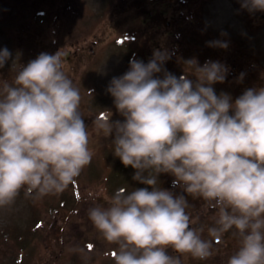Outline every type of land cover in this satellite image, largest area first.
<instances>
[{"label":"clouds","instance_id":"clouds-1","mask_svg":"<svg viewBox=\"0 0 264 264\" xmlns=\"http://www.w3.org/2000/svg\"><path fill=\"white\" fill-rule=\"evenodd\" d=\"M242 7L264 11V0H243ZM10 57L0 49V68ZM167 58L157 51L147 64L130 61L107 89L123 122L111 116L95 122L105 137L114 133V156L148 187L118 189L88 217L116 246L114 264H181L183 256L205 261L228 232L238 248L227 264H264V87L233 101L212 87L224 82L226 66H201L193 58L185 63L195 83L185 74L158 78ZM80 101L59 51L41 53L11 82L0 80V208L11 206L22 189L37 198L60 194L90 165L94 153ZM161 173L215 210L207 228L212 239L193 226L184 195L156 186Z\"/></svg>","mask_w":264,"mask_h":264},{"label":"rangeland","instance_id":"rangeland-1","mask_svg":"<svg viewBox=\"0 0 264 264\" xmlns=\"http://www.w3.org/2000/svg\"><path fill=\"white\" fill-rule=\"evenodd\" d=\"M242 3L243 0H0V49L11 52L7 64L0 68V80L11 82L14 74L41 53L59 51L63 71L79 89V110L94 153L90 165L62 193L37 198L22 189L11 206L0 208L3 264H114L116 246L97 232L88 210L95 205L106 207L118 189L131 192L148 186L133 180L135 170L114 156V137L98 142L104 133L96 127V121L110 116L113 123L124 120L107 91L109 84L113 77L129 70L130 61L147 64L157 51L167 53L172 67L166 63L169 68L162 65V71L155 75L162 79L167 72L179 78L181 60L194 57L203 66V46H211L208 61L228 69L224 82L212 85L217 95L229 94L234 101V90L243 94L249 88L264 87V11H249ZM166 22H170L168 26ZM230 69L235 74H230ZM192 71H185V75ZM190 77L195 83L196 77ZM174 180L171 174L161 173L156 186L185 196L181 187L173 185ZM67 193L77 196L70 199ZM75 205L80 209L73 210ZM211 211L216 213L202 201L198 209L190 208L188 212L197 223L199 212ZM31 214L38 218L35 230L28 225ZM215 248L213 256L205 261L192 262L190 256H183L182 264H227L237 251L238 238L224 234ZM13 252L16 259L22 254L17 263L11 262ZM169 254L178 255L171 249Z\"/></svg>","mask_w":264,"mask_h":264},{"label":"trees","instance_id":"trees-1","mask_svg":"<svg viewBox=\"0 0 264 264\" xmlns=\"http://www.w3.org/2000/svg\"><path fill=\"white\" fill-rule=\"evenodd\" d=\"M206 46H203V49L205 48ZM183 58V57H182ZM185 61H183L184 63ZM185 197L187 198L188 200V204H189V207L186 209V211L188 209H194L197 204H198V201L201 203L203 200L202 199H194L192 196L188 195L185 193ZM194 204V206H193ZM215 213L212 214V211L209 212V214L207 215H204V214H200V218H201V224H205L207 223L208 226H213L214 225V219H212L214 217ZM216 216V215H215ZM12 258H11V262L14 263L18 260L16 259V256H15V253L13 252L12 253ZM17 255V254H16ZM17 257H19V255H17Z\"/></svg>","mask_w":264,"mask_h":264}]
</instances>
